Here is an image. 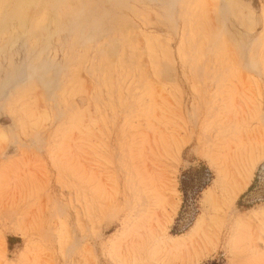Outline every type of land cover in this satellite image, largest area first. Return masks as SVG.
<instances>
[{"label": "rangeland", "instance_id": "1", "mask_svg": "<svg viewBox=\"0 0 264 264\" xmlns=\"http://www.w3.org/2000/svg\"><path fill=\"white\" fill-rule=\"evenodd\" d=\"M60 1L0 24V264H264V0Z\"/></svg>", "mask_w": 264, "mask_h": 264}, {"label": "bare ground", "instance_id": "2", "mask_svg": "<svg viewBox=\"0 0 264 264\" xmlns=\"http://www.w3.org/2000/svg\"><path fill=\"white\" fill-rule=\"evenodd\" d=\"M52 1H57V0H4V1H0V24H2L3 22H7L9 20L12 21H18L20 23L23 22V20L26 18L28 12H31L33 14L36 15V17L39 16H44L45 12H44V8L46 7V3L47 2H52ZM63 1V0H62ZM61 2L60 0H58L57 4ZM116 4V3H115ZM65 6V5H64ZM66 11L73 13L75 11H79L76 9H67ZM96 12V11H95ZM94 12V13H95ZM63 14V13H62ZM99 17H100V13ZM101 14L103 15L104 13L101 12ZM112 15V13H110ZM109 14V15H110ZM97 14H92L90 16H84V19L87 18H94L96 17ZM109 15H107L109 17ZM105 18L106 16L103 15ZM113 16V15H112ZM45 17V16H44ZM112 18V17H111ZM96 19H98L99 21V29L102 28L101 25L103 26L105 23H103L102 20H100L98 17H96ZM107 20V19H106ZM10 22V21H9ZM51 22V21H50ZM41 23V22H40ZM26 24V22H25ZM37 25L39 24V22L36 23ZM42 24V23H41ZM13 25V24H12ZM17 26V25H16ZM18 27V26H17ZM50 27V26H49ZM104 27H106V25H104ZM121 27V26H120ZM29 28V27H28ZM39 28V27H38ZM27 29V28H25ZM24 29V30H25ZM20 30V29H19ZM27 31V30H26ZM50 31V30H49ZM3 33V32H2ZM249 135V134H248ZM258 140V138L256 139ZM232 148V147H231ZM147 163H144V166ZM143 166V167H144ZM147 170V169H146ZM149 170V168H148ZM231 170V168H230ZM220 173V172H219ZM235 179V178H234ZM230 181V180H229ZM228 182V181H227ZM163 190V189H162ZM164 192V191H163ZM167 192V191H166ZM164 196H162L161 191L160 190H154L151 192V202L155 203V201L161 200L163 199ZM167 201V200H166ZM169 202V201H167ZM170 203V202H169ZM230 207V206H229ZM174 208V207H173ZM158 215V214H157ZM240 253V252H239Z\"/></svg>", "mask_w": 264, "mask_h": 264}]
</instances>
